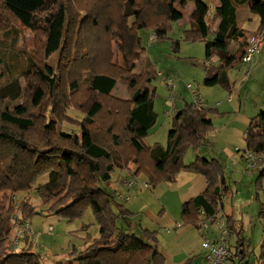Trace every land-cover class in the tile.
<instances>
[{
    "label": "trees",
    "instance_id": "1",
    "mask_svg": "<svg viewBox=\"0 0 264 264\" xmlns=\"http://www.w3.org/2000/svg\"><path fill=\"white\" fill-rule=\"evenodd\" d=\"M190 2L195 7L186 38L199 41L211 33L215 36L206 43L204 86H220L231 94L234 84L228 71L243 63L249 40L264 32V0H217L212 17L202 0H81L76 7L73 0H0V65L16 71L12 82L0 89V200L3 193H13L16 200L19 193L28 196L34 189L46 208L38 210L27 196L21 201L10 199L8 206L0 201V264H41L30 247L18 250L32 232L11 245L16 221L17 227L28 225L32 230L29 219L34 215L47 213L72 222L87 208L94 210L99 236L87 235L85 247L75 252L77 264H167L157 232L136 234L119 226L120 220L133 214L109 192L117 169L136 178L145 176L151 190L175 183L183 170L201 173L208 187L182 206L183 224L200 230L203 221L223 213L227 188L221 163L200 157L190 165L184 162L188 150L198 153L206 144L218 110L186 104L173 118L166 147L144 142L158 114L156 91L150 88L155 71L136 72L146 50L139 32L151 30L159 40L165 39ZM244 5L260 19L256 31L238 23L237 12ZM16 25L36 36V50L25 58L26 67L21 66L24 51ZM53 56H57L55 66L48 63ZM119 82L126 85L128 99L114 95ZM21 93L24 103L10 110L9 102ZM70 109L81 117H69ZM53 117L79 131L58 133ZM245 144V151L263 156L261 181L264 112L251 120ZM42 179L47 181L35 188ZM227 228L230 235H242L243 225L237 226L231 217ZM238 242L236 254L244 260L243 240Z\"/></svg>",
    "mask_w": 264,
    "mask_h": 264
},
{
    "label": "rangeland",
    "instance_id": "2",
    "mask_svg": "<svg viewBox=\"0 0 264 264\" xmlns=\"http://www.w3.org/2000/svg\"><path fill=\"white\" fill-rule=\"evenodd\" d=\"M202 1L211 8L212 17L215 7L217 6V0ZM78 2L80 3L81 0H73L75 7ZM194 7L195 3L190 2L188 7L183 11L184 18L181 21L172 23L167 37L158 40L152 47H147V41L149 35L153 32L151 30H142L139 32L143 47L146 50L145 56L137 63L136 72L148 70L155 71L156 73V77L153 78L150 83V88L156 91L154 106L158 114V120L156 125L150 130L149 135L145 138L144 142L146 146L153 147L155 145H161L165 147L167 145L169 132L171 130L170 126L173 121L172 116L175 112L183 109L187 103L190 104L194 102L193 92H198V95L200 93V96H203L209 102H213V100L221 102L227 100L230 95L227 90L220 86H204L207 63L206 43L207 41L213 40L215 36L214 33H211L208 39L199 41H191L186 38V32L192 28L189 15ZM251 15L254 16L255 14L251 13ZM258 22L259 20H249L245 22L243 28L253 30L257 27ZM15 27L19 33L20 45L24 51L21 60L23 64H21V66L26 67L25 65L28 60H25V58L33 55L36 50V36L30 29L22 25H16ZM213 29H215V26ZM14 38L15 35L12 36V38L10 37V41L12 42ZM178 42L179 48H176V43ZM115 50L118 54L120 53L117 45H115ZM56 59L57 56H53L48 63L55 66ZM19 68L20 67H18V70ZM18 72L19 71H17V74ZM15 73L16 71L13 68L0 65V89L7 87L12 82L13 74L16 75ZM228 76L230 81L234 84L235 91L239 90L241 94L246 97L247 92L251 90L248 96L249 102L244 105L245 108L255 102L256 99L264 103V65L260 70L256 71L254 70V64L250 66L242 63L229 70ZM20 82L23 85V78H20ZM171 91L177 99L175 107L170 103ZM114 95L120 99H128L129 93L126 85L119 82ZM24 101L25 95L21 93L19 98L9 102L10 110L22 105ZM236 107H238V105ZM262 112H264V109L259 111V114ZM68 116L78 119L81 117V114L70 109L68 111ZM223 117L224 114L215 117L217 119L216 123H214L213 133L216 127L221 125ZM52 120L57 123L58 133H77L79 131L75 126H71L67 123H59L55 117H53ZM235 142L236 143L232 145L231 152L237 156L243 155L246 150L245 141L243 138H239ZM207 145L208 141L201 148V153L203 155L209 154L214 146ZM215 148L217 150L223 148L221 133L218 134ZM194 155L195 152L193 149L188 150L184 157L185 164H191ZM262 169V166H260L257 170H251L246 162V165L243 166L244 176L242 178H236L233 181L228 179V194L227 197L224 198L225 212L232 217H236L240 221L239 223L243 225V232L240 238L236 234H232L228 237L227 244L230 251L228 261L225 264H264V177L261 181L259 180ZM131 174L132 173L128 172V170L117 169L114 174V184L116 185V181L120 176H124L122 184L124 180H130ZM136 179L140 185L127 188L131 189V193L127 192V196L130 197V195H134L137 199L135 200L136 204L142 198L145 208L153 209L156 212L160 211V192L154 194L152 192L153 190L141 186L145 181L148 182L145 176H140ZM46 181V179L40 180L35 188L41 186ZM119 183L121 185V182ZM105 188L107 187L105 186ZM141 192L144 198L138 195ZM114 193L115 192H112L113 195ZM26 196L27 193H19L16 200L21 201ZM1 197H3V199L0 200L1 203L6 206L9 205L10 199L16 201L13 193H3ZM27 197L38 207V210L46 209L41 206L40 198L34 189ZM119 201L116 202L122 204L124 203L122 201L126 200L119 199ZM127 203L128 202H126V204ZM138 206L139 205H137V208H139ZM140 212L142 213H136L135 215L128 216L126 219H122V221L120 220L119 226L126 228V221H145V210ZM16 217L20 219V214L17 213ZM17 219H15V221ZM16 223L15 227L19 229ZM29 224L32 228V234H30L28 242H24V240L21 241L18 250L23 247H30L32 252L39 255L41 264H77L74 261L76 257L75 252L85 247V238L87 235L90 234L94 238L99 236V226L92 208H87L81 218L72 222L55 215L44 213L43 215H34L31 217L29 219ZM50 227L53 228L52 231L49 230ZM16 231L17 229H14L12 240L15 238ZM168 237L172 236L161 235L160 242L163 246L164 244L168 247L172 246L171 240ZM239 239H242L244 243L243 248L240 250V252L244 251V260H242L243 258L241 256L236 254L237 248L239 247ZM206 255L207 252L202 248V251L196 255V264H208Z\"/></svg>",
    "mask_w": 264,
    "mask_h": 264
},
{
    "label": "crops",
    "instance_id": "3",
    "mask_svg": "<svg viewBox=\"0 0 264 264\" xmlns=\"http://www.w3.org/2000/svg\"><path fill=\"white\" fill-rule=\"evenodd\" d=\"M251 13L253 12L251 11L248 5H244L243 7H241L237 12L238 23L240 27L243 28L245 22L249 20H259L257 27L253 30H250L256 31L260 25V19L256 14L252 16ZM253 64L254 70L256 71L260 70L263 67L264 45ZM250 91L247 92L246 98L243 94H241L239 90L235 91L234 89L233 92L228 96L227 100H223L221 102L214 100L213 102H209L207 99L201 96L202 99H204L205 106L207 108L218 110L220 114H224V117L222 119L223 121L221 125L219 127H216L215 132H212L207 140L208 145H214L211 152L209 154L203 155L200 149L198 153H195L191 163H193L197 159V157L204 158L207 160L219 161L225 171L224 182L226 188L228 184V179H231V181H233L236 178L240 179L244 176L243 166L246 165V161L243 155L237 156L231 152L232 145L233 143H236L235 141L239 138H243V140L245 141V132L248 126L250 125L251 120L259 114V111L264 109V103H261V100L258 101V99H256L255 102L251 103L248 107L245 108L244 105L248 104L249 102L248 96L250 94ZM194 93L198 94V92H193V94ZM237 105L238 107H236ZM177 112L173 114L172 119L174 118ZM216 119L217 118H214V123H216ZM219 133H221L223 148L217 150V147L215 148V145ZM168 144L169 137L167 145ZM131 176L132 174L130 175V178ZM123 179L124 176H120V178L116 181L117 183L115 185V177L113 176L112 182L108 187L109 192H115L114 194L117 196L125 195L127 194V192L131 193V189H127L128 187L125 184L126 180H124L122 184ZM119 182H121V185ZM207 187V179L201 173L187 169L183 170L177 176L175 183H163L152 191L154 194L160 192L159 207L161 208V210H157L158 212L154 211L153 209L145 208L144 201L142 200V198L136 204V197H134V195H130L129 200L122 201L124 202L122 203V205L133 215H135L136 213H142L140 211L145 210L144 218L146 220L139 222L126 221L127 224H125V229H127V231L129 232H133L136 234H140L142 230L157 232V235L159 237L160 250L165 257L167 264H196V255H198L199 252L202 251V243L204 238H209L210 240L214 239L217 234V228L213 227L209 232H205L198 230L197 228L192 226H186L182 222L181 213L182 206L186 202L205 192ZM227 194L225 195V197H227ZM138 195L143 196V193L141 192ZM126 202L128 203L126 204ZM137 205H139V208H137ZM223 215L226 218L231 217L236 222L237 226L240 224V221L236 217H232L225 212V206L223 213H221L220 216ZM161 235H171L172 237L168 238L171 240L172 246L168 247L166 246V244H164L163 246L160 242Z\"/></svg>",
    "mask_w": 264,
    "mask_h": 264
},
{
    "label": "built area",
    "instance_id": "4",
    "mask_svg": "<svg viewBox=\"0 0 264 264\" xmlns=\"http://www.w3.org/2000/svg\"><path fill=\"white\" fill-rule=\"evenodd\" d=\"M158 37L155 33H151L148 37V44L147 47H152L154 43L158 41ZM264 45V32L257 33L254 35L248 42V46L246 49V54L243 58V63L248 64L250 66L253 65L254 59L258 54L261 52L262 47ZM190 88V86H189ZM170 96V103L174 107L176 105L177 99L174 97V93L171 91ZM194 102L199 105L205 104L204 99L198 94H193ZM240 151V150H239ZM243 157L245 161L247 162L249 169L251 170H257L261 162L263 160V156L258 153H253L250 151H244ZM126 186L128 188H132L134 186L140 185V183L137 181L136 177L132 174L131 179L125 182ZM141 186L148 188V183L144 182L141 184ZM118 199L120 200H129V196L127 194L125 195H119ZM224 200V198H223ZM201 231L209 232L211 228L216 227L217 228V234L214 239L210 240L209 238H204L202 243V248L204 251L207 252V262L208 264H225L228 261L229 256V247L227 244V239L230 236V232L227 228V218L223 216H219L218 218L214 219H208L206 221H203L200 224ZM50 231L53 230L52 227L49 228ZM27 232H32V230L29 228L28 225H24L22 227H19L17 229L15 238L12 240L11 245L16 246L18 243L19 237Z\"/></svg>",
    "mask_w": 264,
    "mask_h": 264
}]
</instances>
